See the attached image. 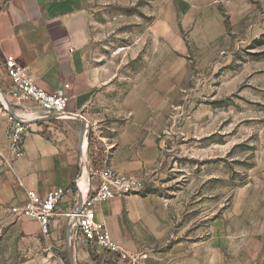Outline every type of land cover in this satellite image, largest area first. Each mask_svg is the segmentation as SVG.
I'll return each instance as SVG.
<instances>
[{
  "label": "rangeland",
  "instance_id": "374dc122",
  "mask_svg": "<svg viewBox=\"0 0 264 264\" xmlns=\"http://www.w3.org/2000/svg\"><path fill=\"white\" fill-rule=\"evenodd\" d=\"M82 3L116 96L140 90L157 116L153 163L127 174L144 182L132 195L148 213L130 226L124 217L134 245L120 248L147 252L144 264H264V0ZM14 158L0 152V177ZM11 206L0 203V264H29L44 236H24ZM83 245L90 264H113Z\"/></svg>",
  "mask_w": 264,
  "mask_h": 264
},
{
  "label": "crops",
  "instance_id": "0c3cea01",
  "mask_svg": "<svg viewBox=\"0 0 264 264\" xmlns=\"http://www.w3.org/2000/svg\"><path fill=\"white\" fill-rule=\"evenodd\" d=\"M89 38L82 0H0V152L10 154L4 106L10 114L34 122L22 141V153L0 177V203L21 204L26 191L45 196L51 189H64L56 215L49 221V236H42L44 250L36 253L29 264H65L63 247L72 241L75 263L79 259L80 264H90L83 242L90 243L66 225L64 214L77 202V186L91 181L90 159L98 148L106 155L103 166L140 177L156 156L157 116L153 118L148 111L146 96L140 90L133 96H116L113 76L107 65L96 62ZM11 59L24 64L36 84L45 90L69 84L67 111L86 120L81 141V120L45 116L43 110L27 102L15 104L6 73V63ZM80 153L88 159L84 168L78 164ZM147 208L146 200L137 194L93 206L112 238L125 246L134 244L129 241L131 234L124 217L128 226L134 225L147 215ZM22 219V234L37 237L38 223ZM104 253L113 264H126ZM145 264L154 263L146 260Z\"/></svg>",
  "mask_w": 264,
  "mask_h": 264
},
{
  "label": "built area",
  "instance_id": "2783aa9c",
  "mask_svg": "<svg viewBox=\"0 0 264 264\" xmlns=\"http://www.w3.org/2000/svg\"><path fill=\"white\" fill-rule=\"evenodd\" d=\"M6 64V73L11 82L9 93L15 104L24 102L34 104L44 111L45 116L58 119L74 117L67 111L68 83L48 91L36 84L24 64L13 59L8 60ZM4 109L7 110V107L4 106ZM16 117L10 116L11 122L6 129L9 148L14 157L22 153V141L31 132L23 119ZM87 163V156L80 153L78 157L80 168L86 167ZM90 177L91 181L87 184L82 187L77 186L80 202H76L75 206L64 214L66 225L69 228H76L83 239L92 246L113 254L122 261L127 259L131 264H144V260L148 257L147 252L127 254L112 238L104 221L97 219L93 209L96 203L141 192L144 189V182L136 176L117 172L111 166H105L99 171H91ZM93 179L97 182L94 183ZM63 195L62 187L49 190L45 196L26 191L23 203L11 206L10 212L16 218L36 221L40 233L46 237L49 235V221L56 215V205Z\"/></svg>",
  "mask_w": 264,
  "mask_h": 264
},
{
  "label": "trees",
  "instance_id": "16d2710c",
  "mask_svg": "<svg viewBox=\"0 0 264 264\" xmlns=\"http://www.w3.org/2000/svg\"><path fill=\"white\" fill-rule=\"evenodd\" d=\"M105 153L102 149L98 148L97 151L91 156V166L93 171H99L103 168L105 161Z\"/></svg>",
  "mask_w": 264,
  "mask_h": 264
},
{
  "label": "water",
  "instance_id": "95a60500",
  "mask_svg": "<svg viewBox=\"0 0 264 264\" xmlns=\"http://www.w3.org/2000/svg\"><path fill=\"white\" fill-rule=\"evenodd\" d=\"M8 109L11 110V107L8 105ZM75 118L81 120L82 122V126H81V130H80V133H79V140L81 141L82 139V135L85 131V123H86V120L84 117H82L81 115H73ZM77 202L79 203L80 202V197H78L77 199ZM68 230L69 228L67 227V232H66V236L68 238ZM68 259H69V264H74V261H73V258H72V251L71 249L69 248V245H68Z\"/></svg>",
  "mask_w": 264,
  "mask_h": 264
}]
</instances>
